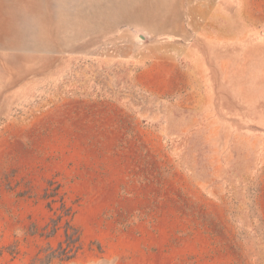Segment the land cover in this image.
Segmentation results:
<instances>
[{
	"label": "rangeland",
	"instance_id": "1",
	"mask_svg": "<svg viewBox=\"0 0 264 264\" xmlns=\"http://www.w3.org/2000/svg\"><path fill=\"white\" fill-rule=\"evenodd\" d=\"M62 204L50 264H264V0H0V264Z\"/></svg>",
	"mask_w": 264,
	"mask_h": 264
},
{
	"label": "trees",
	"instance_id": "2",
	"mask_svg": "<svg viewBox=\"0 0 264 264\" xmlns=\"http://www.w3.org/2000/svg\"><path fill=\"white\" fill-rule=\"evenodd\" d=\"M54 192L52 194H46L44 197L54 196L56 195ZM63 212L62 214L58 215L56 219L51 220L52 226L50 231L46 234V236H51L57 230V223L62 219L63 216H69V219L66 221V229L64 232L66 246L62 247L60 243L58 249H53L51 247L47 248V253L43 257H35L30 264H50L54 258H57L59 261H66L71 259L74 254L80 249L79 246V237L80 234L78 230L71 224L73 212L69 207L65 208V205L62 204L61 206Z\"/></svg>",
	"mask_w": 264,
	"mask_h": 264
}]
</instances>
